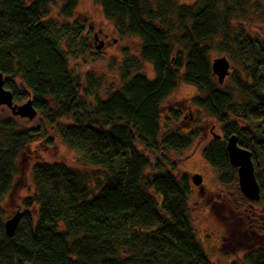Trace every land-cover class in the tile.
Returning a JSON list of instances; mask_svg holds the SVG:
<instances>
[{"label": "trees", "instance_id": "trees-1", "mask_svg": "<svg viewBox=\"0 0 264 264\" xmlns=\"http://www.w3.org/2000/svg\"><path fill=\"white\" fill-rule=\"evenodd\" d=\"M78 1L0 0L4 88L14 103L29 93L42 116L31 129L0 116V264H211L189 218L188 176L177 178L165 158L191 147L201 132L168 128L169 120L180 119L175 109L163 129L161 107L180 81L194 86L199 94L192 104L224 134L204 147V160L222 185L236 182L225 142L236 135L252 153L264 200V38L239 23L264 22V0H92L121 36L140 40L138 54H127L120 66V89L106 96L99 93L102 77L81 78L70 66V58L89 50V31L74 19ZM54 7L56 17H49ZM213 52L231 61L230 85H219L213 75ZM144 63L152 65L154 78L143 72ZM64 119L72 124H58ZM55 125L84 168L35 164L34 193L22 200L24 213L9 238L3 200L17 161ZM244 260L264 264V249L247 252Z\"/></svg>", "mask_w": 264, "mask_h": 264}, {"label": "rangeland", "instance_id": "rangeland-1", "mask_svg": "<svg viewBox=\"0 0 264 264\" xmlns=\"http://www.w3.org/2000/svg\"><path fill=\"white\" fill-rule=\"evenodd\" d=\"M27 3L33 0H25ZM179 5H192L196 0H175ZM61 1L59 3V6ZM57 8L54 7L49 17H56ZM74 19L85 25L84 32L89 31V50L79 58H70V66L84 78L89 73L102 77V87L99 89L101 96L120 89L121 78L119 69L126 55H137L140 40L136 37L121 36L114 24L106 20L102 9L92 0H79L74 12ZM250 34L264 38V22L253 18L251 22L244 23L239 20ZM98 37V42L95 41ZM103 42L101 50L96 46ZM226 57L230 63L229 75L221 86L230 85L232 63L225 55L213 52L214 59ZM143 72L149 78H154L151 64L144 63ZM183 73V72H182ZM181 73V74H182ZM216 80L217 77L215 76ZM244 78V75L241 76ZM218 82V81H217ZM220 85V84H219ZM232 88V87H231ZM235 92V91H233ZM198 90L191 85L180 81L176 90L169 96L161 107V123L165 129V118L170 109L180 111V119L168 121V128L180 129L187 133L192 129H199L200 138L191 147L182 151L166 152V166L174 170L177 178L188 176L191 192L188 200V214L193 225L194 233L202 245L211 264H247L244 256L255 249H264V200L258 202L247 201L240 193L238 181L229 185H222L218 180V171L210 166L203 158L202 151L215 138L214 134L223 138L222 125L214 118L208 116L202 109L192 104V99ZM32 96L25 97L16 103L22 105ZM0 116H12L19 125L26 129L36 128L42 123V116L38 112L33 120L15 117L6 107L0 108ZM231 120H236L231 117ZM243 127L245 124L237 120ZM58 124L71 125L72 120L64 119ZM58 125L39 137L29 145L17 161V175L10 194L3 200L5 219L12 217L17 211L24 213L21 202L24 198L32 196L34 185L32 181V168L37 163H61L71 168L83 169L74 151L69 149L57 135ZM226 139V138H225ZM153 161L154 154L147 152ZM264 171V164L261 165ZM200 175L202 191L192 182V176Z\"/></svg>", "mask_w": 264, "mask_h": 264}, {"label": "water", "instance_id": "water-1", "mask_svg": "<svg viewBox=\"0 0 264 264\" xmlns=\"http://www.w3.org/2000/svg\"><path fill=\"white\" fill-rule=\"evenodd\" d=\"M95 41L98 42V37L95 36ZM104 46L103 42H99L96 46L97 50H101ZM230 63L226 57L214 59L211 62V71L217 77L218 84H223L225 78L229 75ZM21 91L25 88L20 85ZM28 97L30 94L28 93ZM6 107L15 117L22 119L33 120L38 112L33 106L32 99L27 100L22 105L14 103L13 94L11 91L4 88V77L0 72V108ZM216 140L221 139L220 135L214 134ZM226 150L229 157L230 165L237 170V181L240 193L249 202H258L261 198V188L255 176V167L252 159L251 151L242 148L238 144L237 136L231 135L225 139ZM192 182L202 191V179L200 175L192 176ZM22 213L17 211L12 217L4 221V230L9 238L15 235V232L20 224Z\"/></svg>", "mask_w": 264, "mask_h": 264}, {"label": "flooded vegetation", "instance_id": "flooded-vegetation-1", "mask_svg": "<svg viewBox=\"0 0 264 264\" xmlns=\"http://www.w3.org/2000/svg\"><path fill=\"white\" fill-rule=\"evenodd\" d=\"M199 188V187H198Z\"/></svg>", "mask_w": 264, "mask_h": 264}]
</instances>
